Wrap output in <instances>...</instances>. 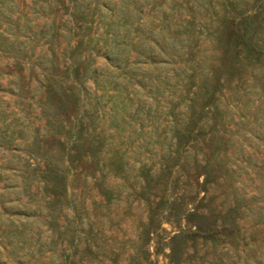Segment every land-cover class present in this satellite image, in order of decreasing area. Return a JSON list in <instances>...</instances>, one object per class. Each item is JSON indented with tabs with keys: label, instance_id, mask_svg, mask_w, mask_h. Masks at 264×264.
<instances>
[{
	"label": "rangeland",
	"instance_id": "1",
	"mask_svg": "<svg viewBox=\"0 0 264 264\" xmlns=\"http://www.w3.org/2000/svg\"><path fill=\"white\" fill-rule=\"evenodd\" d=\"M135 1L7 2L0 264H264V0Z\"/></svg>",
	"mask_w": 264,
	"mask_h": 264
},
{
	"label": "trees",
	"instance_id": "2",
	"mask_svg": "<svg viewBox=\"0 0 264 264\" xmlns=\"http://www.w3.org/2000/svg\"><path fill=\"white\" fill-rule=\"evenodd\" d=\"M75 1V0H73ZM7 2H9V0H0V52H4L7 53L9 50V48H7L8 46H6V40H7V36L6 34H4L7 29V27H4L3 29L1 28L2 26V22L4 21L5 23V19H8L7 17L9 16L8 13L9 11L6 9L7 6ZM123 6L125 7V14H132L133 13V9L136 11V13L140 14L142 9L141 6H139L138 2H136L135 0H133V9L130 10V8L127 6L128 3L126 2L125 4L122 3ZM8 22V20H7ZM233 31L234 34L236 36V40L238 45L241 44L244 41V34L240 31V28L238 26H233ZM12 45V43H11ZM258 49V48H257ZM255 53H259L260 52L258 50H255ZM14 54V53H13ZM10 91H13V89H11ZM6 129H1L0 128V145L3 143L2 140L5 139L6 137ZM251 138H255L254 135H251ZM260 168V167H259ZM12 231V230H11ZM20 232V231H19Z\"/></svg>",
	"mask_w": 264,
	"mask_h": 264
}]
</instances>
